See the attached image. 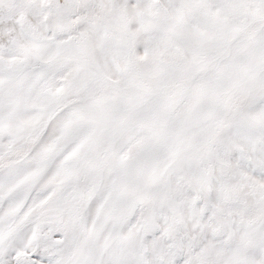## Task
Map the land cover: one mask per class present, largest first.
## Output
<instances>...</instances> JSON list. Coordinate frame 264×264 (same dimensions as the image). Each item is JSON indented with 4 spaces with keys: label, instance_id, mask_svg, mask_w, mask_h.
I'll return each mask as SVG.
<instances>
[{
    "label": "snow or ice",
    "instance_id": "snow-or-ice-1",
    "mask_svg": "<svg viewBox=\"0 0 264 264\" xmlns=\"http://www.w3.org/2000/svg\"><path fill=\"white\" fill-rule=\"evenodd\" d=\"M0 264H264V0H0Z\"/></svg>",
    "mask_w": 264,
    "mask_h": 264
}]
</instances>
